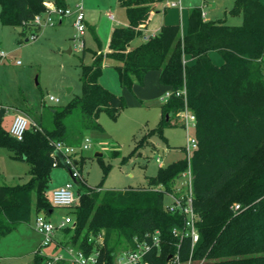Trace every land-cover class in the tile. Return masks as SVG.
<instances>
[{
  "label": "trees",
  "instance_id": "16d2710c",
  "mask_svg": "<svg viewBox=\"0 0 264 264\" xmlns=\"http://www.w3.org/2000/svg\"><path fill=\"white\" fill-rule=\"evenodd\" d=\"M158 0H118L126 10L127 27L115 28L109 50L82 62V97L66 107L50 108L46 123L32 121L22 141L9 135L0 118V147L13 158L26 162L30 179L24 184L0 186V239L32 216L47 218L54 213L49 184L55 166L56 144L78 147L84 130L99 129L102 111L115 116L126 100L100 83L106 59L115 62L120 85L132 91L135 81L143 85L150 71L159 72V83L181 97L171 96L161 107V122L149 135L163 137L165 128L178 122L185 128L187 109L195 117L191 153L193 208L198 216L199 241L192 249L191 238L180 240L185 216L170 213L165 195L174 191L177 180L188 169L185 158L159 168L148 185L122 190L92 189L77 181L79 201L68 215L71 226L61 230L66 243L86 255L99 251L98 264H114L115 255L133 247V238L146 232H159L160 247L147 254L148 264H170L176 254L193 264H264V3L263 0H236L235 15L243 24L234 27L224 21L205 20L202 8L190 9L185 32L180 25H167L134 49L130 43L142 35ZM47 0H0L3 26L34 33L35 17L45 11ZM66 9L67 0H53ZM93 31V30H92ZM95 42L101 47L93 31ZM219 53L221 65L210 53ZM85 53V49H84ZM78 122L80 130L72 125ZM148 135V136H149ZM146 140V138H144ZM166 141V139H165ZM142 142L132 151L135 155ZM81 171L84 160L76 162ZM163 186L164 192L154 191ZM240 204L241 211L233 206ZM103 237V245L98 239ZM47 257L36 254L33 264H45ZM57 264H70L61 261Z\"/></svg>",
  "mask_w": 264,
  "mask_h": 264
},
{
  "label": "rangeland",
  "instance_id": "374dc122",
  "mask_svg": "<svg viewBox=\"0 0 264 264\" xmlns=\"http://www.w3.org/2000/svg\"><path fill=\"white\" fill-rule=\"evenodd\" d=\"M190 1L195 3V7H203L210 20H221L234 27L243 24L242 15L233 13L236 0H181L183 20L182 24L178 21V25L182 30L188 24L190 6L186 2ZM79 2L84 5L87 21L96 23L98 37L105 46L111 26L119 25L125 19L123 9L116 6V0H67L72 11ZM175 9L180 11L179 8L171 10ZM53 20V24H45L34 32L35 40L29 39L31 33L21 34L14 27L3 26L0 21V51L7 54L0 57V105L9 108L2 121L7 131L18 112H23L31 120L42 117L43 123H46L50 108L66 107L79 100L83 95L82 62L91 64L94 55L106 53L102 45L99 47L95 43L93 31L88 28L82 38L86 42L85 53L79 49V38L73 25L75 14L64 17L62 24H58V16H54ZM212 56L216 61L212 59L213 63H223L219 53L213 52ZM111 64L115 62H104L100 83L117 96L124 97L126 107L115 116L102 111L98 117L100 128L83 131L85 137L82 143L88 139L86 143L90 148L81 153L84 160L82 180L88 187L104 191L145 187L148 178L156 176L160 167L185 158L183 149L188 144V134L194 136V127L190 124L187 134L178 122L165 128L163 137L157 133L149 135L161 122V107L168 100L165 95L170 89L160 85L156 71L146 74L143 85L135 81L132 91L123 89L118 73ZM50 96L60 102H51ZM72 128L79 131L78 122ZM141 142L143 146L133 155L132 151ZM97 153L101 156L96 157ZM157 158L161 159V163L157 162ZM29 169L26 162L15 160L9 149L0 147V186L28 182ZM68 182H73L75 193L80 194L69 170L63 165L54 167L49 193ZM170 203L171 198L167 194L164 204L168 206ZM70 209L55 207L53 216L49 217L52 222L58 223L68 215ZM34 220L35 216H32L29 223L19 225L0 239L1 264H33L39 250V256L47 258L65 254L63 250L56 249L61 248L67 240L60 231L55 233L50 246L40 249L43 238L35 230Z\"/></svg>",
  "mask_w": 264,
  "mask_h": 264
},
{
  "label": "built area",
  "instance_id": "2783aa9c",
  "mask_svg": "<svg viewBox=\"0 0 264 264\" xmlns=\"http://www.w3.org/2000/svg\"><path fill=\"white\" fill-rule=\"evenodd\" d=\"M207 2V0H204ZM165 6L167 8H179L181 10V0L170 1L167 0ZM75 14L74 28L77 31V38H79L78 47L79 49L84 50L86 48V42L82 39L85 36L87 26H86V15L84 11V5L82 2H79L75 6V10L72 11L70 7L66 9H61L56 6L53 1H47L45 3V11L42 14H39L35 17L33 24L38 27H42L45 24H53L54 16H58L59 19H63L66 16ZM202 16L207 20V13L202 7ZM157 36V35H156ZM155 37V36H154ZM31 40L36 39V35L31 33L29 37ZM7 54L0 52V57H5ZM186 92H173L169 90L165 98L169 99L171 96L175 95L176 97H181L185 95ZM51 102L59 103V99L54 98L53 96L49 97ZM9 108L0 105V118L1 113L4 112V116L8 113ZM185 119V129L188 134L190 124L195 126V117L186 109L184 113ZM36 127L39 129L36 123H34L26 114L23 112H18L15 114L12 121L11 127L9 129V135L18 141H22L26 131L30 127ZM82 143L78 147L66 146L62 143L56 144L55 150V166L59 165L61 162L56 156V152L62 153L66 166L70 169L71 176L74 182L83 181L81 171L77 167V163L81 160V153L89 149L90 146L86 143ZM197 148L196 141L194 137H190L188 134V144L186 146V158L188 159V169L182 173L181 177L177 180L176 187L174 191L168 193L171 198V203L167 206V210L170 213H180L185 216L184 226L182 229H175L173 231L175 236H178L180 240L184 238H191L192 240V249L199 241V232L196 227V222L198 216L193 208V174L190 167V156L191 153ZM157 162L161 163V159L157 158ZM75 184L73 182H68L65 186L55 189L50 193V201L55 207H73L79 201V194L75 193ZM157 192H164L163 186H158L153 189ZM233 210L238 212L241 211L242 207L240 204H235ZM74 220L72 217L67 216L63 218L58 223H53L45 215H37L34 220L35 230L42 236L43 240L41 243V248L50 246L54 242V236L57 231H61L68 226L73 225ZM100 246L103 245V237L98 239ZM160 237L159 232L155 233L146 232L142 237L135 236L133 238V247H129L126 250L115 255L114 264H148L145 260L148 253H150L155 248L160 247ZM65 254H60L57 258H47L45 264H57L61 261H68L70 264H98L99 261V251H93L92 253L86 255L80 250H75L72 247H66L62 249ZM40 251V250H39ZM1 264V261H0ZM170 264H193L192 263V253L190 259L187 263H182L180 261L179 254H176L174 259Z\"/></svg>",
  "mask_w": 264,
  "mask_h": 264
},
{
  "label": "crops",
  "instance_id": "0c3cea01",
  "mask_svg": "<svg viewBox=\"0 0 264 264\" xmlns=\"http://www.w3.org/2000/svg\"><path fill=\"white\" fill-rule=\"evenodd\" d=\"M263 3H264V0H263ZM165 4L166 3H164V0H158L157 2H155L152 5L153 14L151 16V19H150V21H149V23H148L147 26L142 27V29H141L142 30V35L140 37L135 38L130 43V49H134V48L138 47L142 43L146 42L150 37H154L156 35H159L161 33L162 28L164 26H167V25H177L179 23L178 21H180V23L182 24V20H183V14H182L183 7H182V3H181L182 9L180 11H178V10L175 9L176 12L174 10H171L172 8L170 10H167L168 8L165 6ZM186 5L190 6L189 7L190 9H192V8H194L196 6L195 3H192L191 1L190 2H186ZM116 6L120 7L121 9H123L124 14H125V19H123L119 25H112L111 26V29H110V31L108 32V35H107V44L105 46H103L100 38L98 37V34H97L98 27H97L96 23L89 22L86 19V26H87V28L88 29H92L94 31V33L99 38L101 45L104 47L105 52H108V50H109V44H110L111 35H112L113 30L115 28H118V27H127L128 26V20H127V17H126V10H125V8H123V7H121L119 5L118 0H116ZM68 7H69V5H68ZM161 9H162V11H161ZM85 15H86V13H85ZM113 19H114V16H113ZM207 20H210V18L208 16H207ZM63 21H64V18L63 19H60L59 22H58V24H62ZM186 29H187V27H186ZM16 30L18 32H20L19 29H16ZM185 30L183 32H185ZM90 50H92V49H90ZM0 52H3V51H0ZM212 55H213V53H210L211 59H213V56ZM108 61L113 62V61L108 60V59H106L104 62H108ZM213 61H214V59H213ZM214 62H216V61H214ZM217 62H220V61L217 60ZM111 65L114 66L115 64H111ZM157 73L159 75V72H157ZM52 216H53V214L51 215V217ZM67 216H69V215H65L64 217L61 218V220L63 218H65V217H67ZM51 217H48V219L51 220ZM57 232H59V231H57ZM60 232H62V231H60ZM64 239H65V237H64ZM57 243H59V242H57ZM56 249L57 250H59V249L62 250V248H57V247H56Z\"/></svg>",
  "mask_w": 264,
  "mask_h": 264
},
{
  "label": "water",
  "instance_id": "95a60500",
  "mask_svg": "<svg viewBox=\"0 0 264 264\" xmlns=\"http://www.w3.org/2000/svg\"><path fill=\"white\" fill-rule=\"evenodd\" d=\"M20 30V29H19ZM29 39H27L26 41H28ZM71 50H69V52H70ZM56 156L59 158V160H60V162H61V165H63L64 167H66L68 170H69V172H70V169L66 166V164H65V161H64V157H63V155H62V153H60V152H56ZM99 156H101V154H96V157H99ZM70 174H71V172H70ZM76 184H77V186H78V182H75Z\"/></svg>",
  "mask_w": 264,
  "mask_h": 264
}]
</instances>
